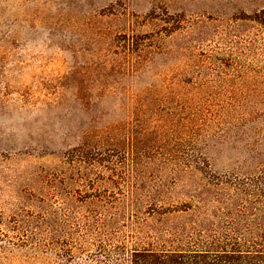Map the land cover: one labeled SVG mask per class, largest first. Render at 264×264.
<instances>
[{
  "label": "rangeland",
  "instance_id": "374dc122",
  "mask_svg": "<svg viewBox=\"0 0 264 264\" xmlns=\"http://www.w3.org/2000/svg\"><path fill=\"white\" fill-rule=\"evenodd\" d=\"M261 10L264 0H0V264H65L34 248L38 216L52 204L61 218L73 216L60 222L58 235L64 228L83 234L81 220L94 209L89 196L122 182L120 165L99 160L114 154L109 148L126 132L149 155L171 148L149 138L168 135L173 83L193 74L182 48L202 37L213 46L224 38L220 29L234 25L238 38L257 34L237 19ZM190 25L193 32L182 30ZM152 39L159 43L136 51ZM255 52L245 73L206 74L210 85L264 91L263 58ZM83 154L85 163L77 157ZM238 154L239 144L213 150V171L235 168ZM141 178L154 176L145 170Z\"/></svg>",
  "mask_w": 264,
  "mask_h": 264
},
{
  "label": "trees",
  "instance_id": "16d2710c",
  "mask_svg": "<svg viewBox=\"0 0 264 264\" xmlns=\"http://www.w3.org/2000/svg\"><path fill=\"white\" fill-rule=\"evenodd\" d=\"M237 21L251 23L257 34L238 38L234 25L220 29L224 38L213 46L202 37L182 48L192 57L184 60L185 71L193 74L173 83L168 135L149 138L165 140L171 148L149 155L126 132L106 151L114 154L99 159L120 165L122 182L89 196L94 209L81 220L84 233L64 228L58 235L60 222L68 225L73 216L61 218L50 204L38 216L35 249H46L65 264H264V91L217 88L206 77L245 73L254 66L250 56H258L256 50L264 66V10ZM182 30L193 32V27ZM151 41L136 51L159 43ZM260 94L261 101L249 100ZM214 127L226 132L208 133ZM228 143L241 146V160L230 171L216 173L211 152ZM100 151L105 150L97 148L95 154ZM86 155L78 161L85 163ZM145 170L153 174L152 182L141 178ZM128 172L136 182L127 180Z\"/></svg>",
  "mask_w": 264,
  "mask_h": 264
}]
</instances>
